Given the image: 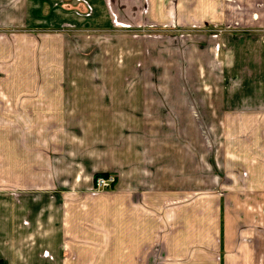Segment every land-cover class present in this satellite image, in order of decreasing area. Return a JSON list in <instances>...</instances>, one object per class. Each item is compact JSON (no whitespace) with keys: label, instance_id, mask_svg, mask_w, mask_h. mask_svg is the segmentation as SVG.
Listing matches in <instances>:
<instances>
[{"label":"crops","instance_id":"0c3cea01","mask_svg":"<svg viewBox=\"0 0 264 264\" xmlns=\"http://www.w3.org/2000/svg\"><path fill=\"white\" fill-rule=\"evenodd\" d=\"M30 1L31 27L112 26L110 0ZM146 5L150 16L165 6L160 0ZM62 35H44L37 50L49 43L51 53L43 60L19 43L8 56L11 47L0 43V66L11 59L16 70L25 57L31 66L53 65L49 74L30 76L0 69V262L264 264V89L253 87L246 97L239 92L223 110L224 130L237 136L230 139L233 151L227 150L230 164L219 187L204 193L178 188L161 163L146 168L135 156L142 142H113L108 133H96L112 130L113 113L101 112L110 108L109 96L66 88L68 74L55 72L64 63L62 55L56 57ZM258 64L264 82V60L253 65ZM8 81L46 83L18 89L6 88ZM247 98L257 100L243 105ZM118 109L116 118L135 113ZM146 113L133 118L134 126L120 128L145 130ZM154 118L156 126L165 124L161 116ZM103 120L111 126H102ZM110 173L114 187L94 191L95 175Z\"/></svg>","mask_w":264,"mask_h":264},{"label":"rangeland","instance_id":"374dc122","mask_svg":"<svg viewBox=\"0 0 264 264\" xmlns=\"http://www.w3.org/2000/svg\"><path fill=\"white\" fill-rule=\"evenodd\" d=\"M160 1L163 12L150 16L146 0H110V27L35 28L30 26L32 1L0 0V43L11 47L8 56L19 43L28 55L33 51L43 60L50 51L49 43L37 50L44 35L58 40L63 34L64 47L56 57L62 55L64 63L55 72L68 74L66 88L93 95L106 91L109 96L110 108L101 112H112L114 122L106 126L103 120L102 126L112 130L96 133H108L106 138L113 142L119 138L142 142L143 150L135 156L143 158L146 168L161 163V172L168 181L177 180L178 188L213 191L219 187L223 167L230 164L226 160L233 151L230 139L237 136L235 130H224L223 110L234 105L239 92L246 97L253 87L264 89L258 80L261 64L253 65L264 60V0ZM29 58L16 70L28 76L52 72L53 65L34 60L31 66ZM14 64L10 59L0 69L15 73ZM33 83L40 87L46 82ZM33 83L8 81L6 88H30ZM115 91L120 93L115 96ZM251 99H243V105L257 100ZM118 107L133 108L135 113L119 112L116 118ZM145 113L150 119L145 130L120 128L133 125V118L137 121ZM157 116L165 124L156 126Z\"/></svg>","mask_w":264,"mask_h":264},{"label":"built area","instance_id":"2783aa9c","mask_svg":"<svg viewBox=\"0 0 264 264\" xmlns=\"http://www.w3.org/2000/svg\"><path fill=\"white\" fill-rule=\"evenodd\" d=\"M116 177L109 174L107 177L100 176L94 181L93 189L96 192H103L114 187Z\"/></svg>","mask_w":264,"mask_h":264},{"label":"trees","instance_id":"16d2710c","mask_svg":"<svg viewBox=\"0 0 264 264\" xmlns=\"http://www.w3.org/2000/svg\"><path fill=\"white\" fill-rule=\"evenodd\" d=\"M108 175L109 174H96L95 177H94V180H96L100 176L107 177ZM0 264H2V263L0 262Z\"/></svg>","mask_w":264,"mask_h":264}]
</instances>
